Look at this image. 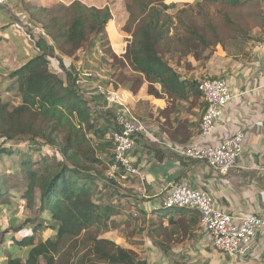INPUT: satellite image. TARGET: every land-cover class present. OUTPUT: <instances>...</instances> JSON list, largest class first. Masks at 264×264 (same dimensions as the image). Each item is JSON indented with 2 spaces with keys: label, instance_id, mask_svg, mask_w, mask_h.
Returning a JSON list of instances; mask_svg holds the SVG:
<instances>
[{
  "label": "trees",
  "instance_id": "obj_1",
  "mask_svg": "<svg viewBox=\"0 0 264 264\" xmlns=\"http://www.w3.org/2000/svg\"><path fill=\"white\" fill-rule=\"evenodd\" d=\"M252 1L199 0L172 15V5L134 0L127 24L132 42L125 56L134 75L121 76L113 63L112 71L115 68L122 78L114 83L113 73L115 89L118 84L125 88V81L133 84L141 77L150 85L149 94L156 97L160 94L155 86L161 87V93L178 99L196 95L198 84L182 80L166 56L201 58L205 48L218 38L210 10L218 9L221 14ZM52 2L47 7L22 0L25 11L31 19L38 17L52 44L44 37L31 40L36 54L16 62L9 76L18 87L21 105L10 110L0 101V159L20 160L22 174L29 183L24 199L31 208L39 200L34 219L20 227L11 224L2 231L0 243L8 241L10 246L24 249L23 254L5 264H149L135 259L119 244L101 238L118 226L111 221L117 214L114 207L93 198L98 185L108 180L97 167L112 162L113 155L107 154V162L96 157V152L102 148L98 141L104 148L111 146L106 138L117 130L116 111L103 104L105 114H99L98 104L90 105L82 96L75 71L62 75L65 69L58 55L72 57L86 47L88 53L100 49L109 57L111 46L106 30L112 14L107 7ZM7 24H11L10 20ZM52 59L60 62L62 72L52 64ZM9 170L15 172L17 166ZM109 182L113 184L112 180ZM9 193L0 186V216L10 217L11 206L2 203L5 198L12 201ZM48 226L54 228L56 235L44 241L41 233ZM19 234L21 237H16Z\"/></svg>",
  "mask_w": 264,
  "mask_h": 264
},
{
  "label": "crops",
  "instance_id": "obj_2",
  "mask_svg": "<svg viewBox=\"0 0 264 264\" xmlns=\"http://www.w3.org/2000/svg\"><path fill=\"white\" fill-rule=\"evenodd\" d=\"M60 1L66 6L80 2L89 8L107 7L113 18L106 31L114 57L109 59L100 49L88 53L85 47L81 48L82 53L78 52V59L75 55L69 57L57 52L65 71L60 69L59 61L52 59V64L62 75L75 71L79 65L92 64L98 57L96 65L114 62L121 76H133L125 56L132 42L127 24L134 0ZM162 1L175 5L176 11L199 2ZM210 13L214 16L218 38L205 48V54L199 59L178 54L167 55L166 59L182 80L198 84L204 78H218L228 85L234 98L211 138L204 139L201 135L200 122L207 102L199 91L178 99L161 93V87L155 86L160 94L156 97L149 94L150 85L141 77L133 84L125 81V88L119 84L117 89L114 87V92L120 94L131 112L156 135L155 139L143 135L135 137L130 158L138 175L121 170L114 178V209L117 211L114 221L118 223L114 242L125 245L124 248L138 260H146L149 264H264V229L257 232L249 254L231 257L214 249L199 212L162 207L163 199L169 195L168 186L179 182L194 190L210 192L216 208L226 214L236 218L264 216V53L261 50L264 0H253L221 14L212 8ZM3 24L11 25L6 18ZM45 39L52 44L48 37ZM31 40L30 46L14 59V67L16 62L36 54ZM121 76L114 68V83L120 82ZM108 79L113 82L112 77ZM96 95L92 93L91 103L101 104L103 100ZM97 109L99 114H105L103 109L107 107ZM117 109L114 105V110ZM239 131L245 134L244 150L236 167L225 176H220L205 163L179 157L169 148L215 145Z\"/></svg>",
  "mask_w": 264,
  "mask_h": 264
},
{
  "label": "built area",
  "instance_id": "obj_3",
  "mask_svg": "<svg viewBox=\"0 0 264 264\" xmlns=\"http://www.w3.org/2000/svg\"><path fill=\"white\" fill-rule=\"evenodd\" d=\"M4 0H0L2 5ZM42 36L45 34L42 31ZM264 53V43L261 45ZM93 77L89 71H84L77 78L79 87L85 86ZM198 90L207 102L206 111L200 122V131L204 139L213 136L217 124L222 120L227 106L234 98L225 81L218 78H204L198 82ZM108 108L117 106L116 127L117 130L110 134L113 146L114 163L112 177L117 172L138 175V170L133 166L130 154L135 146V137L143 135L155 139L156 135L149 130L141 119L135 116L125 100L114 91H109L103 86L98 87ZM245 134L237 132L229 139L209 146H174L165 142L163 146L169 148L179 157L205 163L220 176L227 175L236 167L237 160L244 150ZM169 195L163 199L162 207L166 209H191L199 212L201 224L210 235L213 247L216 251L223 252L231 257H244L250 252V245L259 230L264 229V216L249 215L236 218L216 208L213 196L210 192L194 190L186 185L173 182L168 186Z\"/></svg>",
  "mask_w": 264,
  "mask_h": 264
},
{
  "label": "rangeland",
  "instance_id": "obj_4",
  "mask_svg": "<svg viewBox=\"0 0 264 264\" xmlns=\"http://www.w3.org/2000/svg\"><path fill=\"white\" fill-rule=\"evenodd\" d=\"M30 1L34 3H40L41 5L47 7H50V5L53 3L52 2L53 0H30ZM156 1L163 2L162 0L160 1L156 0ZM21 2L22 0H4V3L2 5L0 4V101L4 104H7L10 110H13L14 108L18 107L19 105H21L22 102L18 87L15 86V84L9 78L11 72L14 70L13 61L14 59H16L17 56L21 55L23 49H26V47L30 46L29 44L30 38L38 40L39 38L43 37L41 23L40 21H38V17L35 19H31L29 13L25 11ZM177 12L178 11L175 10V5L172 4V8L169 10V13L175 15V13ZM4 18L10 20L11 22L10 26L6 27L4 25L5 23L3 24ZM219 23H221V21H219ZM107 32L108 31H106V36L108 37ZM44 38H46V36H44ZM85 49L87 50L86 47ZM79 51L80 53L83 52L82 49ZM79 51L75 53V57H77V59H78L77 55ZM113 57L114 56L110 55L108 58L112 59ZM82 59L83 57L81 55L80 60ZM98 59L99 58L97 57L96 60L92 61L93 62L92 64H87V66L84 65L77 66V69L75 70L74 73L76 79L84 71L85 72L89 71L93 74V77L88 81V83L85 86L81 87L82 96L88 102L91 100L90 98L92 96V93H96L97 94L96 97H99L101 100H103L101 95H99L97 92V89L100 86L105 87L110 92L114 91V83L113 82L111 83L110 80L108 79V77H112L114 73L112 71V68L108 66H111L114 62L112 64L104 63L103 65L101 64L100 66L98 64L96 65V63L99 61ZM10 88L13 89L9 91ZM103 104L104 101H101V104L99 102L98 106L96 107V110L98 111L97 108L102 107ZM90 105H92V103ZM105 107L107 106L105 105ZM109 136H107L106 142L111 143ZM98 142L100 145H102V148L100 151L96 152V157H98L99 159H107L108 162L110 158L108 157L107 154L110 153L111 155H113L112 143L110 148L108 147L104 148L103 144L100 143V141ZM50 162L53 163L54 161L51 160ZM113 163H114V158L112 162H109L108 164L105 162V164L101 166L99 165L97 167L108 180L98 185V190L96 194L93 196V198L98 200V202H101V204L103 205H110L114 207V196H113L114 178H111L113 175L112 173ZM13 165L17 166V170L15 172L9 170V168ZM111 180L113 184L109 182ZM28 184L29 183L27 178L22 174V169L20 167V160L17 157H12V158L2 157L0 159V186L3 189L9 190L10 192L9 194L13 198L12 201L10 200V198H5L2 202L4 205L11 206L12 211L11 213L9 212L10 217H7L8 215L5 214L0 216V238L2 236L1 234L2 231H4L6 227H10L11 224H15L16 227H20L25 225V222L27 220L29 219L32 220L36 217L37 215L36 209L38 207L39 200H37L35 206L31 208L30 206H28L27 200L24 199L25 193L27 192L28 189ZM111 221H114V217H112ZM34 224L36 225L37 222H35ZM28 228L26 231H28ZM122 233L123 231H121V234ZM55 235H56V231L54 230L53 227L50 226L45 228L41 233L42 239L44 241L47 239H53ZM16 237L20 238L21 235L20 234L16 235ZM114 237H115L114 231L107 232L101 235V238L108 239L113 242H114ZM120 246L124 247L125 245L124 246L120 245ZM23 252L24 249L20 250L18 246L15 245L10 246V242L8 243V241L5 244L0 243V264H5V262L8 259L18 257L19 255L23 254ZM134 257L135 259H137L135 255Z\"/></svg>",
  "mask_w": 264,
  "mask_h": 264
}]
</instances>
